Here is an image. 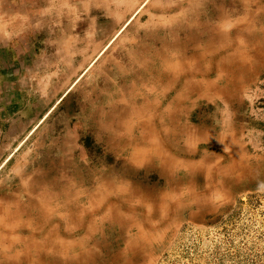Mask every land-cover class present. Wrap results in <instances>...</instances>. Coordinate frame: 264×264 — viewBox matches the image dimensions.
Returning a JSON list of instances; mask_svg holds the SVG:
<instances>
[{"label":"rangeland","instance_id":"374dc122","mask_svg":"<svg viewBox=\"0 0 264 264\" xmlns=\"http://www.w3.org/2000/svg\"><path fill=\"white\" fill-rule=\"evenodd\" d=\"M81 17L73 56L31 34L45 113L93 66L0 167L44 205L30 264H264V0H148L113 39Z\"/></svg>","mask_w":264,"mask_h":264},{"label":"crops","instance_id":"0c3cea01","mask_svg":"<svg viewBox=\"0 0 264 264\" xmlns=\"http://www.w3.org/2000/svg\"><path fill=\"white\" fill-rule=\"evenodd\" d=\"M147 2L148 0H0V132L3 133L1 140L3 145L1 144L0 148L1 158L2 154L11 150L15 151L23 143L26 135H29L46 118L55 104L66 96L67 90L71 86L74 87L82 74L88 72L93 66L91 65L92 61L89 66H80L76 71L77 74L75 73L74 80L62 86V88L65 87V90L59 98L55 99L54 103L53 100L50 101L51 106L45 113V107H41L44 103L43 97L34 92V79L36 80L37 75L44 71L46 73L53 69V73H55L59 67L54 63L48 67L49 69L45 68V54L48 48L45 50V46L35 47L34 44L31 48L29 42L31 34L34 36L39 34L45 39L53 37H57V40L64 39L66 42L59 48L56 49L54 45H51L50 50H53L52 48L59 49L58 54L65 57L72 55L70 51L76 49L71 42L75 36L74 28L83 20L81 16H84L91 25L92 33L93 26L96 28L95 32L100 30L105 39L109 37L113 39L126 24L129 25L141 13ZM120 8H124V11ZM41 10L44 13L53 12L55 15L35 17V14L40 13ZM102 16L104 18L99 21ZM33 22L44 25L37 30ZM68 22H71V25L74 24V27L71 28L73 31H69V33H67L66 26ZM97 25H100L101 29L96 27ZM37 51L41 53L44 62L41 63L40 57H37L36 61H39L40 64L34 65L33 59L39 55ZM73 55L75 54L73 53ZM50 76L47 79L45 77V83L36 80L37 88L35 89L40 87L45 89L43 93L45 100L51 92L48 91L50 82L54 80V75ZM12 154L13 152L8 154L0 167L10 161ZM23 175L19 171L13 174L19 181H23L24 186L30 184L28 177H32L31 174H29L30 176ZM20 178L22 179L20 180ZM7 179L8 183L12 182V177L7 176ZM24 186L22 190H27L28 187ZM19 189H11L15 192H7L6 195L0 194V264H30L33 255H38L44 247V245L40 246V242L33 235L37 230L41 233L45 224L42 220L45 215L44 205L41 201L32 203L33 192L27 190V201L23 204L22 209L21 204L16 201V193L19 192ZM37 199L41 200V198ZM33 206L38 210V213H34L35 211L32 213ZM21 216L25 217L23 223L19 220ZM33 216L38 217V221H35ZM59 236V230L56 229L51 237L60 238ZM45 242L47 247L48 241L45 240ZM40 256H43L42 251ZM40 259V263L45 264V260Z\"/></svg>","mask_w":264,"mask_h":264},{"label":"bare ground","instance_id":"6f19581e","mask_svg":"<svg viewBox=\"0 0 264 264\" xmlns=\"http://www.w3.org/2000/svg\"><path fill=\"white\" fill-rule=\"evenodd\" d=\"M165 126V125H164ZM166 150V149H165ZM121 204V203H120ZM129 209V208H128Z\"/></svg>","mask_w":264,"mask_h":264}]
</instances>
